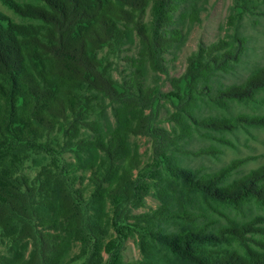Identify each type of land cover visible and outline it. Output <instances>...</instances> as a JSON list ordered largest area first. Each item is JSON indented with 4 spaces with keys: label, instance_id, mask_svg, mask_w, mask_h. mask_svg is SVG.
Here are the masks:
<instances>
[{
    "label": "trees",
    "instance_id": "obj_1",
    "mask_svg": "<svg viewBox=\"0 0 264 264\" xmlns=\"http://www.w3.org/2000/svg\"><path fill=\"white\" fill-rule=\"evenodd\" d=\"M4 2L20 20L0 11V264H264V163L231 178L239 159L202 171L180 156L193 132L226 141L217 133L264 128V114L199 112L205 102L229 111L264 89V64L242 82L220 79L244 54V37L201 42L188 56L170 78L177 103L167 129L148 112L156 73L202 0ZM134 36L117 80L100 51ZM136 135L152 138L154 164L143 163ZM81 168L87 189L76 184ZM152 189L159 204L134 211ZM124 236L139 259L122 258Z\"/></svg>",
    "mask_w": 264,
    "mask_h": 264
},
{
    "label": "rangeland",
    "instance_id": "obj_2",
    "mask_svg": "<svg viewBox=\"0 0 264 264\" xmlns=\"http://www.w3.org/2000/svg\"><path fill=\"white\" fill-rule=\"evenodd\" d=\"M199 20L194 23L185 22L183 30L186 34L185 41L173 47L166 57V70L157 72V85L160 93L155 100L151 109L153 124L164 126L171 129L173 122L169 115L175 109L177 98L173 94H168L173 89L170 78L181 75L187 66L188 56L197 49L201 42L206 44L226 37L232 39L234 37L243 36L245 39L246 50L241 59L235 64V67L227 72H222L220 79L224 84L244 81L259 66L264 64V0H202ZM0 11L10 15L13 19L20 20L12 8H10L4 0H0ZM149 12V11H148ZM138 48V37L125 44L118 52H112L107 48L100 51L105 62H109V70L117 80H121L122 76L129 72L128 57L134 55ZM153 72H149L148 78L153 84ZM255 101L238 102L234 101L229 111H223L207 102L201 103L199 112L202 114H264V89L255 95ZM111 120L112 110L107 108ZM215 134V133H214ZM224 140L220 141L209 138L204 134L193 132L192 137L184 145L180 155L186 165L199 168L202 171H213L220 168L230 161L239 159L240 165L236 168V172L231 178L257 167L264 163V128L259 126H239L232 132L217 133ZM131 140L138 144L142 154L143 163L151 165L155 163L153 160L152 138L147 135L132 136ZM210 144L220 148V152L214 153H196L202 146L207 147ZM66 159L73 158V153L67 150L63 153ZM144 165V164H143ZM147 165V166H148ZM145 166V167H147ZM27 170L33 173L34 170L29 167ZM80 175L77 181L78 186L87 189L88 171L81 168L78 171ZM139 176H147V171L137 170ZM83 179L84 181H82ZM159 199L155 195L154 189L145 197V205L135 208L134 211H145L151 207H156ZM263 212L264 211H260ZM121 247V255L124 260H135L141 257L140 250L132 237H125ZM78 246H74L76 251ZM106 259H111L109 253L105 252Z\"/></svg>",
    "mask_w": 264,
    "mask_h": 264
}]
</instances>
